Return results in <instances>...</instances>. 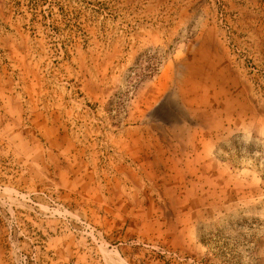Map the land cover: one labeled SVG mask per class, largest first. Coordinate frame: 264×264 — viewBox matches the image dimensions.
<instances>
[{
	"label": "rangeland",
	"instance_id": "374dc122",
	"mask_svg": "<svg viewBox=\"0 0 264 264\" xmlns=\"http://www.w3.org/2000/svg\"><path fill=\"white\" fill-rule=\"evenodd\" d=\"M0 264H264V0H0Z\"/></svg>",
	"mask_w": 264,
	"mask_h": 264
}]
</instances>
